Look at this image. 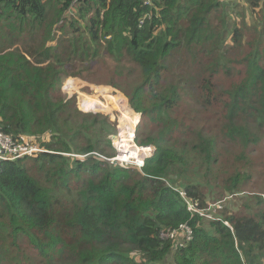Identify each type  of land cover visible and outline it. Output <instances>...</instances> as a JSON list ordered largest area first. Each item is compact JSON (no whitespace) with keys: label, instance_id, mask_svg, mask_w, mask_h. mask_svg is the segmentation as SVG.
I'll list each match as a JSON object with an SVG mask.
<instances>
[{"label":"trees","instance_id":"1","mask_svg":"<svg viewBox=\"0 0 264 264\" xmlns=\"http://www.w3.org/2000/svg\"><path fill=\"white\" fill-rule=\"evenodd\" d=\"M76 4L91 42L82 43L67 22ZM153 4L159 17L140 27L150 12L143 0H0V132L19 141L30 136L43 150L0 163V264L264 258V195L257 192L264 188V16L262 24L253 19L254 0ZM65 23L71 35L48 46L55 26L67 33ZM99 55L113 60L103 63L110 84L119 87L115 80L123 78L131 106L144 112L137 141L155 152L143 169L111 164L117 128L62 94L68 76L91 71ZM176 72L198 86L196 111H212L205 121L177 111L188 94ZM80 103L93 112L107 108L96 96ZM230 196L235 201L208 212V201ZM187 202H198L203 214L188 211ZM183 225L193 232L183 247L161 238Z\"/></svg>","mask_w":264,"mask_h":264},{"label":"rangeland","instance_id":"2","mask_svg":"<svg viewBox=\"0 0 264 264\" xmlns=\"http://www.w3.org/2000/svg\"><path fill=\"white\" fill-rule=\"evenodd\" d=\"M247 0H242V2H246ZM254 2L257 4V1L254 0ZM263 2H259V4H257L256 8H254L252 10V16L253 19L256 21H258L259 23L262 24L261 22V17L264 16V6H262ZM80 7V5L76 4L73 8L70 9L69 14L67 15V17L69 18L67 20L68 23L72 22L75 25V28L79 29V36L81 37V39L83 40L82 43H84V41L91 42L90 40V34H89V23L85 20H81L80 19V14L78 12V8ZM249 21H251V19L249 18ZM61 24V23H60ZM59 24V25H60ZM66 25V31L67 33L64 34V31H62V29L60 28H54L53 33L51 34V37H53L52 41H50L48 43V46H55L58 45V43L65 41V39L67 37H69V35H71V33L73 32V29L69 28V25L67 23H65ZM60 27V26H59ZM252 28V27H250ZM235 29L233 28V31ZM232 31V32H233ZM245 32V29H244ZM45 35V33L43 31H41L40 36L41 38ZM26 38V37H24ZM248 40L245 37V43H247ZM258 42V41H257ZM38 40L34 41L31 40V45L36 48V44H38ZM102 55L97 56V65L94 66V68L91 71H86L83 73L82 76H75V75H70L68 76L67 80H66V84L63 83V85L61 86V91L62 94L64 95V97L66 98V101H68L70 98L69 96L72 95V98H76V108L86 114V112H84L81 107H80V101L82 99H86L89 98L90 96L93 97H97L101 103L105 104L107 106L108 109H103L101 112H94L93 114H101L103 116L108 117V121L111 124V127H113L114 129H116V122H114L113 118L111 117V112H112V106L113 108H119L121 111L122 109L124 110V108L119 107L116 105V102H113L111 99L112 97L110 96H114V98H118V100L120 102H123V106L126 105L127 106V100H129V98L126 96L127 94L125 93L124 89H128L126 88V86L124 87V85L126 84L125 80L123 78L117 79L115 80L116 85L119 87H116L112 84H110V77H111V72L108 69V66H105L103 63H107L108 65L113 64V60L111 58H109L107 55H105L102 59H101ZM172 71H169V73H171ZM181 76V81L177 84L180 87H183L186 94H188V96L185 98H183V100L180 102V108L177 110L178 112H183V113H187L189 112V115H191L192 117H197L198 118V122L201 123L203 121H205L206 117L209 118L212 115V111L210 112H204L202 115L201 111H196V110H200L202 108L201 106V102H203L202 97L200 95V93L197 90V85L193 82H190L189 80H187V78L185 79V76L181 73V72H176V76ZM69 80V81H68ZM108 82H105V81ZM68 81V83H67ZM74 81L78 82L80 85L78 86V89L76 91H71V85H73ZM98 89L102 90L101 93L98 92ZM74 92V93H70V92ZM115 95H121L119 97H115ZM127 99H125V98ZM130 103V102H129ZM131 106V104H130ZM131 108L133 109V111L135 113L138 114L137 118L140 117V122L143 121L144 119V112H138L136 111L132 106ZM219 108V103L216 104V109ZM125 113V112H124ZM140 115V116H139ZM138 122V121H137ZM136 122V123H137ZM113 125V126H112ZM118 125V123H117ZM139 126V125H138ZM138 126L136 128V144L138 146H141L139 144V142L137 141V129ZM214 129L217 127L216 125L213 126ZM206 132H210L211 133V127L210 124L208 122L207 127L205 129ZM118 131L116 129L115 134H117ZM21 141L29 144V145H35L37 147H40L39 142H36L35 140H33L30 136H23ZM220 148L222 147L224 150L231 148L232 149V145L229 144H220ZM152 147H154L153 145H151ZM233 150V149H232ZM149 151V150H148ZM105 155V154H103ZM79 157L76 156V158ZM260 155H257V158H259ZM71 159H75V158H71ZM264 185V182H263ZM182 188V187H181ZM209 190H206L208 189ZM213 189V187H207V185H205V190L207 191L208 195H210V191ZM257 192H260V194L264 195V188L261 190H257ZM212 200V198H210ZM229 200H233V197L230 196L222 201H218V202H213V201H208L209 204H213L210 205L208 212L210 211V214H212L213 211L215 210H219V206H223V209L226 207V203ZM235 201V200H233ZM222 202V204L220 203ZM219 203V204H218ZM219 214V213H218ZM175 241V240H174ZM260 261L262 262V264H264V258L262 257L260 259ZM261 262L259 264H261Z\"/></svg>","mask_w":264,"mask_h":264},{"label":"built area","instance_id":"3","mask_svg":"<svg viewBox=\"0 0 264 264\" xmlns=\"http://www.w3.org/2000/svg\"><path fill=\"white\" fill-rule=\"evenodd\" d=\"M143 5L149 8L150 12H146L145 15L142 17L140 21V27L144 26L147 21L152 19L153 15L158 16L157 12L155 14H152V9L154 5L153 0H143ZM70 93H74V92H70ZM119 96L121 95H115V97H119ZM71 97L72 95L69 96V98ZM110 97H114V96H110ZM127 107L128 109H130L131 113L138 115L133 111L128 100H127ZM86 113H94V112H86ZM129 116L130 118L127 117L119 108L115 109L112 106L111 117L113 118L114 122H116V128L118 131L117 134L111 136L112 146L116 151V155L111 158H107V160L111 164H124L126 166H133L139 169H143L146 165V161L153 156L155 152V147H152L151 145L138 146L136 144V128L140 123V117L136 118L135 121L134 120L135 117L133 115L130 114ZM131 149L133 150L131 151ZM145 149H149V151H146ZM42 151H43L42 149H40L35 145H29L25 142L15 139L10 135H6L0 132V163L16 162L27 157H35ZM133 151H138L139 154L137 155L133 153ZM187 205H188V211L190 212H198L200 214L201 213L203 214L204 212L199 209L198 202H187ZM218 208L222 209L223 206H219ZM205 218L213 219V216L207 213L205 215ZM192 234L193 232L191 228L188 227L187 225H183L176 231L169 230L167 232H163L161 238L165 240H173V241L175 240V242H177V245L179 247H183L186 240L190 241L192 239Z\"/></svg>","mask_w":264,"mask_h":264},{"label":"bare ground","instance_id":"4","mask_svg":"<svg viewBox=\"0 0 264 264\" xmlns=\"http://www.w3.org/2000/svg\"><path fill=\"white\" fill-rule=\"evenodd\" d=\"M74 82H76V81H74ZM74 82H73V83H74ZM78 85H80V84L78 83ZM71 91H72V89H71ZM111 100H112L113 102H116V105H117V106L123 108V102H120L119 100L114 101L113 97H112ZM80 106L83 107V108H84L86 111H88V112H93V111L89 110L85 105H83V104H81V103H80ZM104 109H107V108H104ZM102 110H103V109L100 108V109H96V111H94V112H101ZM125 110H128V109H124V110L122 109V112L124 113ZM131 115L134 116L135 114L131 113ZM137 116H138V115H136V118H137ZM127 117L130 118V116H127ZM136 118H134L135 121H136ZM135 123H136V122H135ZM132 150H133V149H131V151H132ZM133 153L138 154V151H133Z\"/></svg>","mask_w":264,"mask_h":264},{"label":"clouds","instance_id":"5","mask_svg":"<svg viewBox=\"0 0 264 264\" xmlns=\"http://www.w3.org/2000/svg\"><path fill=\"white\" fill-rule=\"evenodd\" d=\"M72 98V97H71ZM129 102V101H128Z\"/></svg>","mask_w":264,"mask_h":264}]
</instances>
